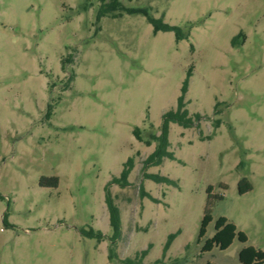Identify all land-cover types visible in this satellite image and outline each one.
<instances>
[{
	"label": "rangeland",
	"instance_id": "obj_1",
	"mask_svg": "<svg viewBox=\"0 0 264 264\" xmlns=\"http://www.w3.org/2000/svg\"><path fill=\"white\" fill-rule=\"evenodd\" d=\"M119 1L190 35L153 34L141 13L99 17V0H0V264H116L105 186L120 211L122 259L147 248V264H239L242 247L264 252V0ZM189 70L194 124L171 122L176 159L143 168L155 147L145 140ZM128 157L129 184L110 183ZM242 180L251 188L240 194ZM219 216L247 240L201 252Z\"/></svg>",
	"mask_w": 264,
	"mask_h": 264
},
{
	"label": "trees",
	"instance_id": "obj_2",
	"mask_svg": "<svg viewBox=\"0 0 264 264\" xmlns=\"http://www.w3.org/2000/svg\"><path fill=\"white\" fill-rule=\"evenodd\" d=\"M89 1V0H88ZM100 9L98 16L109 15L111 17H118L122 15V12L126 13H141L146 16V19L149 24L152 26V33L156 34L158 31H172L174 33L175 41H180L184 38H188L190 31L184 32L181 26L170 25L163 20V15L159 17H154L150 12L148 7L141 8H129L122 5L119 0H99ZM91 3L89 2V5ZM238 37L244 38V34L240 32L236 37L232 39V42L235 43ZM191 74V70L188 71L185 78L182 81L180 87V95L177 97L176 107L174 109L167 110L161 115V123L159 126L158 134H150L149 138L145 140V144L149 146L151 142H155V147L153 151L144 159L143 168L150 166H157L163 162L164 159L168 158L171 160L176 159L173 152L168 150L169 140H168V131L169 124L171 122L177 123L183 128L192 127L194 124V118L189 115L188 109L186 108V102L184 101V94L187 91L188 87V78ZM194 117L198 119L199 114H195ZM215 127H218L219 120L214 122ZM134 137L138 141H142L139 127H134L132 129ZM133 168V158L128 157L123 163L120 175L117 178H113L110 183L115 182L118 186L124 187L129 184L128 175ZM143 177L145 179L152 180L156 183H167L176 186L177 183L163 175L158 173H147L143 171ZM44 178H41V181ZM251 188L250 184L246 180H242L238 185V191L240 194L248 191ZM140 194L142 197H147L152 201L156 199L152 197L147 191L144 190L143 184L140 183L139 186ZM209 191V190H208ZM1 198V195H0ZM104 202L108 212L109 225L112 230V235L110 237V244L107 248V259L110 262L116 264H147L143 262V257L148 253V249H142L136 253L133 258H120L116 252V240L121 235V217L118 206L114 203V200L110 194L108 186H105V197ZM212 217L210 215V202L207 201L206 208L203 214V217L200 222V228L197 236V242L201 241V238L205 235L206 227L211 222ZM84 235L89 237H95L97 242H100L104 239V235L100 231H93L92 229L83 232ZM176 233H170L167 236V240L164 244V250H166L173 240ZM239 240L240 242H245L247 240L245 234L242 231H238L236 225L227 218L219 216L214 222V233L211 237L205 239L200 250L201 252L209 251L213 247H218L220 250H225L228 248L234 239ZM264 260V252L261 250H256L252 246L242 247L238 252V262L239 264H256ZM157 262V261H155ZM152 263V264H155Z\"/></svg>",
	"mask_w": 264,
	"mask_h": 264
}]
</instances>
